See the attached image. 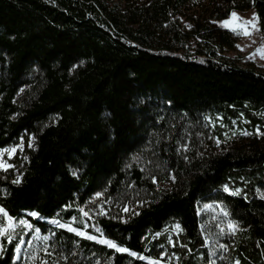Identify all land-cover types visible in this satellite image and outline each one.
<instances>
[{
  "label": "trees",
  "instance_id": "1",
  "mask_svg": "<svg viewBox=\"0 0 264 264\" xmlns=\"http://www.w3.org/2000/svg\"><path fill=\"white\" fill-rule=\"evenodd\" d=\"M192 1L0 0V150L26 143L0 207L50 233L44 264H264V68L225 55L238 32L213 20L254 7L264 40V0L185 24ZM207 203L236 230L215 233ZM68 207L101 233L69 231ZM18 244L0 264H29Z\"/></svg>",
  "mask_w": 264,
  "mask_h": 264
},
{
  "label": "rangeland",
  "instance_id": "2",
  "mask_svg": "<svg viewBox=\"0 0 264 264\" xmlns=\"http://www.w3.org/2000/svg\"><path fill=\"white\" fill-rule=\"evenodd\" d=\"M118 5H124L126 0H110ZM215 0H194L187 4L182 11L181 19L185 24H189L192 18L195 17H209V10L214 4ZM233 13L236 14L233 17ZM211 19V18H210ZM219 25L227 26L230 29L239 33V38L232 49L225 50L223 53L234 59L240 65L254 64L258 67L264 68V40L259 32V19L257 10L254 7L247 9L233 8L231 13L222 18L213 19ZM245 21H250V24H245ZM228 137L239 140L240 135H248L249 131L246 127L235 122L233 126H228L225 129ZM212 139V137L210 136ZM33 143V138L30 139L29 144ZM25 141L22 139L17 144L8 146L0 150V167L8 169L12 167L11 160L14 156L23 153L25 148ZM162 185V184H160ZM162 186L169 187L170 184L164 183ZM228 191L233 192L228 186L225 187ZM259 194L264 197V187H260ZM76 211L70 218H68V227L80 229L78 231L85 234L87 229H91L97 233H101L100 227L93 220L89 212L83 208L68 207L67 210ZM0 254L12 242L18 241L19 244L15 251V259H20L29 264H44L48 258L47 242L50 233H44L35 223L27 217L14 218L11 217L6 210L0 207ZM204 210L208 212L209 219L214 225L215 233L222 231H235L237 226L229 219L227 211L219 203H207L204 205ZM87 213L88 215H85ZM45 237L47 239H45ZM105 239L103 236L101 240Z\"/></svg>",
  "mask_w": 264,
  "mask_h": 264
},
{
  "label": "snow or ice",
  "instance_id": "3",
  "mask_svg": "<svg viewBox=\"0 0 264 264\" xmlns=\"http://www.w3.org/2000/svg\"><path fill=\"white\" fill-rule=\"evenodd\" d=\"M233 15V17H235L236 16V14L235 13H233L232 14ZM245 24H250L251 22L250 21H245L244 22ZM225 26H227V22H226V24H225ZM238 35L239 34H245V35H247V34H250V33H247V32H245V33H237ZM14 183H19V181L17 180V181H14ZM0 211H2V210H0ZM125 211H127V209H125ZM32 215H36L35 213H32ZM85 215H88L87 213H85ZM60 227H65V225H60ZM68 230L69 231H72V232H76V234L78 235V236H82V235H84V233L83 232H80V231H77L75 228H72V227H68ZM87 239H89V240H94V239H96V237H94V236H91V235H88L87 237H86ZM45 239H47L46 237H45ZM100 243H103V244H106L108 247H110V248H114L116 251H118V252H126V251H128V249H126V248H122V247H119V246H117L113 241H111V240H107V239H103V240H100L99 241ZM132 255H135V253H132ZM141 259H143V257H141Z\"/></svg>",
  "mask_w": 264,
  "mask_h": 264
}]
</instances>
